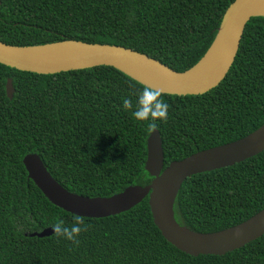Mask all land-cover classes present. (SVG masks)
I'll return each instance as SVG.
<instances>
[{"label": "trees", "instance_id": "1", "mask_svg": "<svg viewBox=\"0 0 264 264\" xmlns=\"http://www.w3.org/2000/svg\"><path fill=\"white\" fill-rule=\"evenodd\" d=\"M235 0H0V41L34 46L65 40L122 46L183 72L213 43ZM12 80L14 96L6 95ZM145 86L109 66L40 75L0 64V264H264V235L223 256L184 254L155 224L146 197L129 211L82 218L73 244L55 233L31 237L77 216L52 205L28 179L22 160L36 154L71 193L107 198L144 187L147 138L159 132L164 168L196 152L239 140L264 124V17L251 18L225 78L194 96L161 94L166 120L132 112ZM133 102L124 110L122 100ZM155 123V127H150ZM264 208V151L187 178L176 221L208 234ZM52 229V228H51Z\"/></svg>", "mask_w": 264, "mask_h": 264}, {"label": "water", "instance_id": "2", "mask_svg": "<svg viewBox=\"0 0 264 264\" xmlns=\"http://www.w3.org/2000/svg\"><path fill=\"white\" fill-rule=\"evenodd\" d=\"M264 17V0H235L225 11L215 39L202 59L192 68L177 72L146 54L122 46L65 40L34 46H12L0 41V64L22 72L51 75L61 72L109 66L145 87L161 94L194 96L215 88L226 76L236 57L244 28L251 18ZM214 48L213 56L201 66ZM6 95L13 99L12 80ZM264 151V124L234 142L196 152L164 168L159 132L147 138L145 170L152 176L144 187H127L107 198H88L71 193L58 184L36 154L23 160L27 177L43 196L61 210L82 218L100 219L129 211L146 197L153 223L163 238L189 256H223L264 235V208L235 226L214 233H198L180 225L174 216V203L183 182L196 174L226 168ZM51 228L31 233L48 237Z\"/></svg>", "mask_w": 264, "mask_h": 264}, {"label": "clouds", "instance_id": "3", "mask_svg": "<svg viewBox=\"0 0 264 264\" xmlns=\"http://www.w3.org/2000/svg\"><path fill=\"white\" fill-rule=\"evenodd\" d=\"M124 110L133 109L131 99L122 100ZM168 103L161 99V92L155 88L145 87L138 95L135 103V109L132 115L139 121H156L166 120L168 117ZM150 127H155V123H150ZM84 221L77 216L71 226H66L64 221L57 219L50 227L57 237H61L73 244L79 243L77 237L82 230H86V226L82 228Z\"/></svg>", "mask_w": 264, "mask_h": 264}, {"label": "bare ground", "instance_id": "4", "mask_svg": "<svg viewBox=\"0 0 264 264\" xmlns=\"http://www.w3.org/2000/svg\"><path fill=\"white\" fill-rule=\"evenodd\" d=\"M213 52H214V48H212V49L210 50V52L208 53V55L204 58V60H203L202 63H201V66H202V65H205L206 62L212 58V56H213Z\"/></svg>", "mask_w": 264, "mask_h": 264}]
</instances>
